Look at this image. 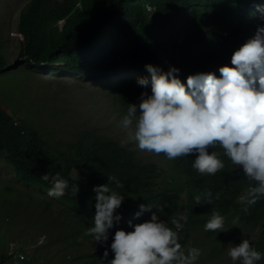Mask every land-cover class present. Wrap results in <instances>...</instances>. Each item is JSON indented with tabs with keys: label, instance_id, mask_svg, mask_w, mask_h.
Here are the masks:
<instances>
[{
	"label": "clouds",
	"instance_id": "obj_1",
	"mask_svg": "<svg viewBox=\"0 0 264 264\" xmlns=\"http://www.w3.org/2000/svg\"><path fill=\"white\" fill-rule=\"evenodd\" d=\"M261 1L252 11L264 22ZM231 51L230 62L211 65L205 49L197 53L184 44L171 57L146 64L147 73L122 66L109 78L68 74L93 85L107 84L105 93L118 115L119 135L133 134L135 140L120 145L151 166L143 176L150 186L147 191L139 179L133 183L139 199L136 204L128 203V188L121 189L115 176H109L107 184L94 186L95 203L90 210L78 207L77 214L60 200L71 189L60 173L44 193L47 208L54 200L66 206L75 220L71 226L93 223L88 235L97 243L111 239V253L105 249L102 264H201L206 254L213 256L210 263L259 264L264 260V253L257 250L264 244V23L239 35ZM167 58L165 69L157 66ZM132 81L145 91L123 114L113 104L115 97L108 94L114 96L119 85ZM185 156L193 160L196 176L208 179L204 186L194 185L181 175V166H173L174 159ZM41 178L49 179L47 174ZM71 178L78 181L79 175L73 172ZM112 183L116 191L108 186ZM240 186L246 187L238 203L245 219L231 211V196L240 194ZM171 189L179 196L180 207L162 216L159 202ZM29 190L42 193L33 187ZM72 191L78 193L79 187L73 186ZM207 236L211 240L221 236L218 257ZM185 238L195 241L183 248L180 240Z\"/></svg>",
	"mask_w": 264,
	"mask_h": 264
},
{
	"label": "trees",
	"instance_id": "obj_2",
	"mask_svg": "<svg viewBox=\"0 0 264 264\" xmlns=\"http://www.w3.org/2000/svg\"><path fill=\"white\" fill-rule=\"evenodd\" d=\"M262 2L30 0L18 17L16 32L19 46L12 59L4 51V42L0 36V74L23 65L46 71H63L86 79L113 77L117 68L122 66H126L128 71L143 74L147 73L146 64L153 65L160 58L171 57L184 44L197 53L205 49L207 61L211 65L230 62L233 54L231 48L236 44L237 37L264 23L257 18L259 13L252 11ZM181 38L184 40L183 44H179ZM198 39L201 41L199 44ZM168 60L169 58L157 66L165 69ZM143 91L145 89L138 85V81H132L119 85L114 96L111 93L108 96L115 97L113 104L118 107V111L126 114L128 104H136ZM8 106L10 104L0 96V158L14 170V177L28 189L26 202L29 199L36 201L34 193L29 190L31 187L47 193L52 187V178L57 173L71 187L66 189L60 200L75 214L79 211L78 207L90 210V205L95 203L96 193L93 187L107 184L109 176H115L120 181L121 189L128 188L131 197L129 204H136L139 200L134 193L133 183L136 178L140 180L144 191L149 189L150 186L143 181V176L144 170L151 166H145V163L138 161L136 156L115 139L91 130L79 134L78 141L56 144L51 136L52 130L36 123L41 122L44 116L39 109L28 105L30 111L25 113L24 110L15 108L16 111L12 113ZM57 112L61 110L57 109ZM17 116H20L21 122L17 120ZM161 156L166 158L164 154ZM173 161V166H181V175L194 185L204 186L208 181L196 176L197 171L192 167L193 160L189 157H180ZM73 172L79 175L78 181L71 178ZM45 174L49 177L47 181L41 178ZM73 186L79 187L78 193L72 191ZM108 186L114 191L117 190L114 183ZM240 187V194L231 196V211L245 219L243 206L238 203L246 187ZM137 192L141 194L138 188ZM165 194L159 202L162 216H168V212L180 207V198L172 189ZM17 200L6 202L5 205L10 204L13 211H7L4 217L1 215L3 211H0V220L3 221L0 223H16V227L22 230L20 223H30V219L40 212L42 203L37 200L30 204L29 201L25 206L16 207ZM19 202L22 204V200ZM91 226L93 223L82 221L81 224L70 227L76 244L66 238L65 257L60 254L62 248L56 247L49 250L51 253L45 252L48 253L45 255L47 257L35 253L25 256V260L21 258L25 255L23 253L11 255L9 241L13 235L5 230L4 236L0 234V264H102L105 249H109V255L111 253V239L107 243H97L87 234ZM193 231L192 228V233ZM59 239L62 240L61 237ZM79 239H84L83 243ZM206 239H210V236ZM221 239L219 236L209 240L216 257L221 254L217 249L221 248ZM194 241L195 239L185 238L180 243L185 248ZM87 248L94 249L93 253L86 251ZM77 249L81 250L79 255L72 258ZM257 250L264 253V244H260ZM48 257L55 262H48ZM209 257L213 256L206 254L201 264L210 263ZM259 264H264V260Z\"/></svg>",
	"mask_w": 264,
	"mask_h": 264
},
{
	"label": "rangeland",
	"instance_id": "obj_3",
	"mask_svg": "<svg viewBox=\"0 0 264 264\" xmlns=\"http://www.w3.org/2000/svg\"><path fill=\"white\" fill-rule=\"evenodd\" d=\"M26 2L29 0H0V36L4 42V51L11 59L13 54L18 51L19 46L18 33L16 32L18 13ZM98 88L104 92L99 91ZM106 89L107 84L93 85L79 77L70 78V75L63 71H46V69H35L29 65H23L0 74V96L10 104L8 110L14 113L18 109L24 110L26 113L29 110L28 105L39 109L44 116L41 118V122L36 123L52 130L51 136L56 144L78 141L79 134H85L91 130L108 135L121 144L135 141L133 134L123 137L119 135L118 115L114 112L115 109L110 106L111 100L105 93ZM57 109H60L61 112H57ZM16 118L21 122L20 116ZM3 180H7V182ZM7 187L10 188L7 190ZM28 194L26 186L14 177V170L0 158V211H3V214L13 211L10 204L5 205L8 200H22V204L17 200L16 207L29 204L30 199L25 201ZM34 196L36 201L42 203L40 212L30 219V223L27 221L20 223L22 230L16 227L18 225L16 223L7 225L0 223L1 236L6 234L5 230L13 235L9 241L12 246L10 249L13 248L11 251L13 256L15 253L18 255L21 253L30 254L31 256L38 253L42 257H47L45 255L51 253L49 250L60 247L62 248L60 254H64L65 257L66 238H70V242L76 244L75 237H72V229L69 228L75 222L73 215H70L71 213L64 204L58 205L55 200L53 205L47 208V204L45 205V196L47 195L44 193L38 192ZM36 201L32 199L30 204L36 203ZM2 213L3 217L6 216ZM62 232L66 234L63 235ZM19 233L23 235H19ZM60 237L62 240L59 239ZM83 241L84 239H79L80 243ZM14 245L15 247H13ZM80 251L77 249L72 258L79 255ZM86 251L93 253L94 249L87 248ZM45 252L48 253L45 254ZM112 258H114L113 255L109 257V259ZM47 261L55 262L49 257ZM208 264L229 263L219 261Z\"/></svg>",
	"mask_w": 264,
	"mask_h": 264
}]
</instances>
